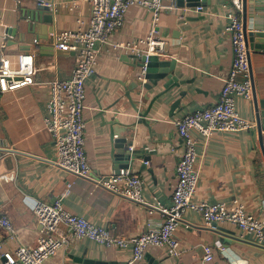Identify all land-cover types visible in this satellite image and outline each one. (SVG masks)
Returning <instances> with one entry per match:
<instances>
[{
  "label": "crops",
  "instance_id": "0c3cea01",
  "mask_svg": "<svg viewBox=\"0 0 264 264\" xmlns=\"http://www.w3.org/2000/svg\"><path fill=\"white\" fill-rule=\"evenodd\" d=\"M73 1L0 0V51L12 61L22 52L31 53L36 68L35 84L0 93V212L15 231L10 239L0 228L5 249L34 245L43 234L27 205L30 200L51 204L62 197L67 212L114 235L131 237L158 230L165 217L155 206L172 205L176 165L184 151L175 123L214 106L231 68L232 41L225 31L228 20L221 7L231 0H201V13L194 12L195 7L179 8L174 1L163 0L165 9L156 22L157 37L164 43L158 56L173 63L176 81L167 88L168 81L163 79L150 89L138 85L131 90L141 72L134 66L137 55L114 46L147 37L153 23L151 11L131 6L108 41L96 44L97 64L84 84L82 114L91 178L73 175L55 164V144L43 125L48 82L69 78L77 61V55L68 50L48 54L55 49V35L88 27L89 4L79 1L68 9ZM39 2H52L50 23L44 22L45 13L37 21L30 13ZM246 22L248 33L264 28V0H246ZM250 69L257 101L264 102V50H251ZM252 99H235L237 112L249 128L215 131L207 137L190 130L199 173L192 201L225 203L230 208L242 204L247 214L264 223V156L256 138ZM177 101V108L172 109ZM142 114L146 116L140 117ZM118 141L129 146V153L137 154L127 168L144 182L140 202L95 184L94 179L118 170L114 150ZM184 219L189 227L183 224L174 232L178 255L152 246L142 261L133 264H264V247L251 236L241 237L234 225L206 226L192 211ZM64 244L45 264H128L132 258L129 247H104L68 233ZM205 249L212 252L209 261L203 260Z\"/></svg>",
  "mask_w": 264,
  "mask_h": 264
},
{
  "label": "built area",
  "instance_id": "2783aa9c",
  "mask_svg": "<svg viewBox=\"0 0 264 264\" xmlns=\"http://www.w3.org/2000/svg\"><path fill=\"white\" fill-rule=\"evenodd\" d=\"M79 1L91 8L86 30L69 31L55 35L54 48L68 50L77 55V61L69 78H54L48 82L49 99L43 119L45 131L55 144V164L61 169L83 178H91V168L85 154L83 120L85 81L94 72L99 53L96 44H104L112 32L123 23L125 13L133 6H142L153 14L152 28L147 37L118 44L121 48L137 56L162 53L164 43L157 37L156 22L159 13L165 9L163 0H74L67 4L68 9L76 7ZM41 5L52 7L48 2ZM224 17L228 20L225 31L230 35L233 59L229 73L224 81L218 102L202 108L177 120L176 130L182 140L184 151L176 165L177 184L172 194L169 208L156 209L165 217L158 230H149L136 236L114 235L104 227L94 225L85 218L67 212L62 205V197L48 204L36 200L27 202L35 217V224L42 228L43 234L34 245L5 249L0 242V264H45L46 260L64 247L65 234L77 239H89L104 247L131 248L132 258L128 264L140 262L149 247L168 248L178 255V242L174 232L185 223V213H197L206 226L212 224H231L237 227L241 237L251 236L252 241L264 247V223L246 213L242 204L231 208L225 203H195L192 198L198 182L196 169L197 152L190 130L195 129L203 136L215 131L236 132L247 129L250 124L242 119L236 109V97L252 99L253 87L250 74L251 48L246 45L242 19V1L231 0L221 5ZM228 9V10H227ZM194 12L201 13L204 6L199 4ZM6 40V37H3ZM36 68L33 54L22 52L12 61L0 51V93H14L35 84ZM2 155L0 154V160ZM95 180L97 186L104 187L115 194L135 202L142 201L144 182L139 175L128 168L115 170L105 177ZM152 211V209L150 210ZM0 228L8 238H14V228L6 215L0 212ZM212 259V252L205 249L204 261Z\"/></svg>",
  "mask_w": 264,
  "mask_h": 264
},
{
  "label": "water",
  "instance_id": "95a60500",
  "mask_svg": "<svg viewBox=\"0 0 264 264\" xmlns=\"http://www.w3.org/2000/svg\"><path fill=\"white\" fill-rule=\"evenodd\" d=\"M174 1L176 3V6L179 8H184V7H196L199 5V2L201 0H170ZM242 1V27H243V34L245 38L246 45L253 49H259V50H264V28L262 30H258L255 32H247V22H246V0H241ZM52 4V2L50 3ZM51 7L47 5H41L38 4V6L30 12L34 17H36V21L40 20V15H45L43 20L45 23H50L51 22V15L48 14L51 11ZM60 54L63 53L60 50H55L52 49L51 52H49V55H52L53 53ZM136 60V67L140 68L141 72H138L136 74V80L133 82V84L130 86L131 90L136 89L138 85H142L143 88L150 89V85H156L158 81L167 79V87H169L172 83L176 81V78L172 77V70H173V63H169L167 61L161 60L159 56L157 55H141V56H134ZM250 74L252 76V71L250 69ZM145 79L148 81V83L142 84V82H139L137 79ZM252 87H253V105H254V111H255V122H256V127H255V133H256V138L260 147L261 152L263 153L264 156V102L261 101L258 103L257 101V94L255 91V85L252 77ZM128 97V94L126 95ZM178 101L175 102L172 106V109L177 108L178 106ZM259 104V105H258ZM261 108V109H260ZM146 114L140 115V117L144 118ZM117 150L118 154L116 156L117 158V169L120 167L122 168H127L130 165V162H132L135 157L136 153H129V146L124 145V141L117 142L114 145V150ZM145 160V159H144ZM212 226H216V224H212Z\"/></svg>",
  "mask_w": 264,
  "mask_h": 264
}]
</instances>
